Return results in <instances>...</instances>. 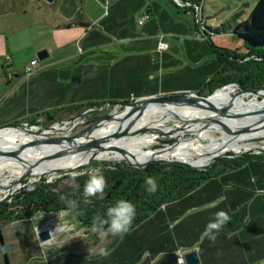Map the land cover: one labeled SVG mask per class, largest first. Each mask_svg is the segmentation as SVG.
Returning <instances> with one entry per match:
<instances>
[{"label":"crops","instance_id":"1","mask_svg":"<svg viewBox=\"0 0 264 264\" xmlns=\"http://www.w3.org/2000/svg\"><path fill=\"white\" fill-rule=\"evenodd\" d=\"M56 1L52 12L56 18L41 26L42 37L35 47L47 50V56L31 75L12 76L11 85L0 94V123L26 122L31 116L43 117L45 111L75 104L199 92L222 66L216 47L226 48L214 41L217 35L200 36L192 21L193 8L181 7L176 0H108L106 12L102 0ZM216 25L206 28L212 31ZM160 40L166 49L158 48ZM221 210L230 218L242 213L236 219L239 224L233 230L224 225L210 241L203 233ZM64 213L72 232L83 229L85 236L53 230L51 240L44 243L37 232L47 222L39 218H24L31 225L8 237L3 233L8 223L0 224V264L6 260L7 264L12 260L15 264H186L175 258L189 251L198 254L195 264H264V157L255 156L203 181L115 239L93 233L71 213ZM2 243L11 249V256ZM101 247L110 255L99 256Z\"/></svg>","mask_w":264,"mask_h":264},{"label":"trees","instance_id":"2","mask_svg":"<svg viewBox=\"0 0 264 264\" xmlns=\"http://www.w3.org/2000/svg\"><path fill=\"white\" fill-rule=\"evenodd\" d=\"M234 22V25L229 22L221 23L220 26L212 29L211 33L232 31L234 35L244 40L245 51L238 54L232 50L216 47L222 66L205 82L198 93L200 95H208L210 91L230 83L238 84L242 90L253 91L264 88V0L255 1L246 19L240 22L234 20ZM96 104L101 103L75 104L45 111L42 115L47 123H53L59 119L61 112L78 113L85 107ZM28 122L33 125L39 124L35 118ZM255 156L264 157V154L243 153L236 157H218L206 169L162 162L151 163L145 167H134L124 162L105 163L92 160L88 165L90 169L87 167L77 175L57 176L49 182H38L32 190H22L8 202L0 201V223L3 225L14 220L32 218L39 212L51 214L66 211L71 213L81 226L91 230L98 214L102 216L107 207L115 201L126 200L136 209L132 229L167 202L178 200L203 181L224 171L241 167ZM100 163L103 165L99 166ZM91 167L99 168L93 171ZM94 175L104 177L107 184L104 195L100 197L98 194L96 197L86 198L84 185ZM149 178L154 179L157 184L154 194L146 191L145 182ZM86 199L89 202H85ZM70 208H74L75 211H69ZM241 214L234 215L225 224V229L236 228L239 224L236 219H240ZM107 227L108 225H104L105 230ZM117 237L112 236L114 239Z\"/></svg>","mask_w":264,"mask_h":264},{"label":"rangeland","instance_id":"3","mask_svg":"<svg viewBox=\"0 0 264 264\" xmlns=\"http://www.w3.org/2000/svg\"><path fill=\"white\" fill-rule=\"evenodd\" d=\"M192 1H195V3L198 4L199 6V13L197 14L198 19L199 22H201V26L202 27L205 26L202 29L198 26L199 35L208 39H210V35L211 37L217 35V37L214 38V41L217 40L220 41V43H222L223 48L230 49L232 51L237 52L238 54L244 53L245 43L241 37H237V35H234L232 31H225L226 33L222 31L216 34L211 33L209 28H206V26L209 25V27H211L216 24H217L216 26L218 25L220 26L221 23L226 24L227 22L234 25L235 23L234 20L240 22L241 20L246 19L250 15L251 9L253 8L255 1L257 0H192ZM57 3H58L57 1L56 3L55 2L48 3L45 0H0V94H4L5 87L11 85L10 83L11 81H13L11 80V78L12 76H14V74L20 73L22 77H27L24 75V68L29 64L31 58H34L37 61V63L40 62V60H38V58L36 57V53H38L40 50H35L36 49L35 47L40 42L42 37L41 32L43 31V29H41V26L44 24L46 20L49 19H51V21L55 20L56 17L53 16L52 12L57 7ZM102 3L104 4L102 5L103 11L104 10L105 12L108 11V0H102ZM191 8L193 7L191 6ZM234 14L236 15L232 16ZM192 21L194 23V14H192ZM34 23L40 25L35 24V26H33ZM227 85L228 86L226 87L223 86V88L218 87L220 88L219 91L220 90L222 91L224 89V91L221 93L222 96H225V94L227 93L225 92L226 88H230L236 91V93L239 90H241L239 88V85L236 83H230ZM234 91L233 92L228 91V92L234 93ZM205 92H207V90H205ZM244 98L246 100L249 99V97L247 98V96H245ZM236 103L244 104V101H238ZM104 104L105 102L98 105L97 104L92 106L89 105L88 107L91 106L93 109L92 110L90 109L88 112H85L80 117H78L76 112L75 113L61 112L59 119H57L53 123H47L45 117H40L38 116L39 114H37V116H31L28 119L31 120L32 118L33 119L35 118L37 123H39V124H35L36 126L46 129L48 133L47 135L49 136L51 135L57 141L64 142L69 138H71L72 135H74L75 133L77 134L79 131L89 126L96 120L106 118L110 113L112 114L120 113L121 110L120 107H118L117 109L116 107L113 106V104H109L107 106L106 104L105 105ZM102 105H104V107L106 106V108L108 109L106 110L97 109ZM232 107L235 110H243L244 105L242 107H235V105L234 106L232 105ZM217 117L221 120L220 115L219 116L216 115L212 117L204 116L202 118L208 120ZM136 120L155 121L153 125L155 128L158 129L160 128L166 129L169 128V126H172L177 130L178 133L176 134L177 136L175 137H168V136L160 135L162 132L159 131L157 134L151 135L153 140H151V142L149 143L144 144L143 149H147V148L154 149L161 146L163 147L164 145L171 143L176 138L177 139L184 138L179 140L178 142V143L183 142L181 145L175 148H171V150L177 155L190 160L199 158L201 155H203V153L206 152L207 148L205 145L209 144L208 135L214 138L219 135V131H220V128L212 126L207 132L202 134H197V132L203 128V124L199 122H195L192 124L183 123L177 120L166 121V119H164L159 115H149L148 117L142 115L138 117ZM21 122L22 121L17 120L10 123L20 124ZM75 122L77 123V125L76 124L73 125V123ZM10 123H6V124L0 123V126L3 125L6 126L7 124ZM48 126H50V128L48 129L45 128ZM258 126L264 127V123L261 122ZM102 127H107V126L106 124L105 125L103 124L102 126H99L96 129ZM185 128H187L186 130L189 132H185L184 134H181L183 131H186ZM93 131H91V133ZM138 131L136 132L135 136L137 135L136 138L140 139L145 135V132L143 130H138ZM192 133H194L195 135ZM184 143L191 144L193 146L191 147L185 145ZM254 147H261L264 149L263 140H252V141L246 139L239 140L238 150L234 151L233 149V151L242 152L243 149L245 148L249 149ZM27 150H29V148H27ZM228 151H232V150L228 149L226 151H223L222 153H227ZM224 157H228V156H224ZM108 158H113V157H108ZM105 159L106 160H104V158L96 159V160L105 163L116 162L114 160H107V158ZM7 165L8 167L5 173H0V181H1L0 196H4L15 185L20 189L18 192L17 191L14 192L9 199L5 201L1 200L2 202L10 201L16 194L18 195L22 190H29V189L32 190L35 187V185L38 182L43 181V179L46 182H49L53 179V177L50 176L46 177L44 175L33 174V176L29 175L28 177L22 179L21 182L18 183L20 175L17 173L20 172L14 170L13 168L14 166L12 164L7 163ZM102 165L103 164L101 163L99 164V166ZM98 168L95 167L92 168L91 170L94 171L97 170ZM87 169H90V167H88ZM56 177L57 176H55V178ZM62 212L64 213L66 211H62ZM62 212H59L60 215L57 212L51 214L39 212L36 213L33 217L39 218V220H41L40 221L41 223L47 222L46 228H49L50 231L53 230L55 227L57 230L62 226L67 236L69 235H73V237L85 236L86 232L83 229L79 230L78 232L79 234L72 232L73 230L70 229L72 226V224L70 223V219L61 215L63 214ZM29 224L31 225V223L25 219H22L17 222L16 221L10 222L7 225L3 226L4 236L8 237L9 235L6 234H10L12 232L15 233V231L16 233H18V230L21 229L20 227L24 228L26 225ZM52 232L53 231H51V233ZM11 236H14V234ZM3 244L6 245V243ZM1 248L3 249L2 245ZM4 251L7 252V255L11 256L12 253L11 249L6 248L4 249ZM11 264H15V262L12 260Z\"/></svg>","mask_w":264,"mask_h":264},{"label":"bare ground","instance_id":"4","mask_svg":"<svg viewBox=\"0 0 264 264\" xmlns=\"http://www.w3.org/2000/svg\"><path fill=\"white\" fill-rule=\"evenodd\" d=\"M219 89L208 95L191 94L189 97L190 105L178 101H163V99H159L150 103L146 102L142 107L137 109L128 106L126 111L118 114L110 113L108 118L97 120L64 142L54 140L49 144L40 142L34 145L31 135L28 136L25 130L18 128V126L6 129L2 128L0 129V173H5L8 167L7 163L12 164L14 170L20 172H16L20 176L29 167L32 175H41L45 172L51 173L56 169L66 170L74 166L76 167L85 162L92 154V151H73L75 147L83 141L101 137H111V140L103 143L104 147L96 151L95 157L97 159L98 157H103L104 160L107 158V160H128L133 163H139V160L144 158H147L148 162L159 158H176L190 161L196 166L206 165L218 153L220 154L228 149L238 150L239 140L246 139L252 141L253 139L260 138L264 142V127L258 126L261 122L264 123V88L253 91L241 90L237 93L230 88H226L225 92L227 93L225 96L221 95L224 89L222 91H219ZM228 91H234V93ZM245 96L249 97V99L246 100ZM238 101H244V104H237L236 102ZM198 102H201L202 106H197ZM232 105H235V107H242L244 105V108L243 110H235ZM141 109L143 112L139 113ZM142 115L147 117L149 115H159L166 119V121L177 120L191 124L199 122L203 124V128L197 134L207 132L212 126L220 128L221 132L219 131V135L214 138L208 135L209 144L205 145L207 150L199 158L185 159L171 150V148H175L183 142L172 145L167 144L154 149H143L144 144L153 140L151 135H155L159 131L162 134L171 135L178 133L172 126L166 129L155 128L153 125L155 121H137L136 119ZM216 115H220V121L228 127V131H224L219 124L212 125L209 123V119L202 118L204 116L212 117ZM75 124L77 125L76 122L73 123V125ZM103 124H106L107 127L96 129ZM30 129L33 132L39 131L48 134L46 129L40 127H31ZM138 130L145 132V135L140 139L136 138L137 135L135 136ZM91 131L93 132L91 133ZM235 132H239V134H235ZM184 144L193 146L191 144ZM9 150L14 151L13 156L2 153V151L7 152ZM19 189L15 185L4 196L0 197L6 198L16 191L18 192Z\"/></svg>","mask_w":264,"mask_h":264},{"label":"water","instance_id":"5","mask_svg":"<svg viewBox=\"0 0 264 264\" xmlns=\"http://www.w3.org/2000/svg\"><path fill=\"white\" fill-rule=\"evenodd\" d=\"M46 2H53V0H45ZM47 50L45 49H42L40 50L38 53H36V57L38 58V60H41L43 59L44 57L47 56ZM227 85H225L224 87H226ZM223 88V87H222ZM217 90V89H216ZM215 90V91H216ZM242 90V89H241ZM214 92V91H213ZM199 92H173V93H169L168 94H165L163 93L162 96L160 95H153L152 97H149V96H144V97H140L138 99H132V100H128V101H125V102H108L106 103L107 105L108 104H113L115 106H117L116 108L118 109V107H120V112H123V111H126L127 110V107L130 106V107H134V108H140L142 107L143 104H145L146 102H154V101H157L159 99H163V101H178L180 103H184V104H189L190 105V95H194V94H198ZM211 93V92H210ZM106 105V106H107ZM106 106L104 107V105L98 107L97 109H100V110H106L108 108H106ZM197 106H202V103L201 102H198L197 103ZM92 110L93 108L90 106V107H85L84 109H82L81 111H79L77 113L78 117L82 116V114H84L85 112H88L89 110ZM142 109L140 110L139 113H142ZM109 116V115H108ZM108 116L106 118H108ZM219 116V115H218ZM97 121V120H96ZM95 121V122H96ZM202 121V120H200ZM209 123H211L212 125H217L219 124L220 127L222 129H224V131H228V127L226 125H224L220 119L217 117V118H213V119H209L208 120ZM93 122V123H95ZM205 123V122H204ZM217 123V124H216ZM15 126H18V128L20 129H23L25 130V132L29 135H31V138L32 139V143L34 145L36 144H39L40 142H44V143H51L53 142L54 140H56L54 137H52L51 135H47L46 133L44 132H39V131H31V127H35L37 128L38 126L36 125H33V124H29L28 122H21L20 124L19 123H11V124H7L6 126H0V129L4 128H9V127H15ZM51 126V125H50ZM50 126L48 127H45V128H50ZM208 126V125H207ZM185 132H189V131H183L181 134H184ZM117 134V133H116ZM194 134V133H192ZM235 134H239V132H235ZM162 136H168V137H175L177 135H171V134H160ZM159 135V136H160ZM195 135V134H194ZM179 136V135H178ZM194 138V136H193ZM181 139H184V138H176L174 139L171 143H168V145H172L174 143H178L179 140ZM111 140V137H101V138H95L93 140H88V141H83L82 143L78 144L75 149L73 151H84V150H90L92 151V154L88 157V159L83 162L82 164L78 165V166H74L72 168H69V169H66V170H61V169H56L54 171H52L51 173H43L41 175H44V176H50V177H55V176H63V175H69V174H75L77 175L78 173H81L84 169H86L88 167V165L90 164V162L92 160H96L97 157L96 156V151L98 149H101L103 146V143H105L106 141H109ZM253 140H261L260 138H256V139H253ZM43 143V144H44ZM2 153L4 155H8V156H13V153L14 151L13 150H9L7 152H3ZM243 153H248V154H256V153H263L264 154V149L261 148V147H254V148H245L243 149V151H238V152H234L233 150L232 151H228L227 153H218L216 156L213 157V159H211L206 165H201V166H196L194 165L192 162L190 161H186V160H180V159H176V158H173V159H162V158H159V159H154L153 161H150L146 164H141V163H133V162H130L128 160H114V161H118V162H125L127 164H131L133 165L134 167H145L146 165L148 166L149 164L151 163H155V162H162V163H176V164H179V165H183V166H190V167H194V168H198V169H206L208 166H210V164L216 159V158H220V157H224V156H228V157H236V156H240L241 154ZM58 156V155H56ZM30 168V167H29ZM29 168H27L24 173L21 175V177L19 178V182H21L22 179L28 177L29 175H32V171L29 170ZM33 176V175H32ZM45 180L43 179L42 182H44ZM19 191V190H18ZM12 196V195H10ZM10 196L6 197V198H2L0 197V201H5L7 199L10 198ZM37 235L40 239L41 242H48L49 240H51L52 238V233L50 231L49 228H40L37 232ZM2 247L3 249H6L7 245L3 244L2 243ZM184 261L186 262V264H195L199 257H198V254L196 251H189V252H186L184 254Z\"/></svg>","mask_w":264,"mask_h":264},{"label":"clouds","instance_id":"6","mask_svg":"<svg viewBox=\"0 0 264 264\" xmlns=\"http://www.w3.org/2000/svg\"><path fill=\"white\" fill-rule=\"evenodd\" d=\"M103 159V157H98ZM147 158L139 160V163L146 164ZM55 179V177H53ZM146 191L149 194H154L157 190V184L154 179L149 178L146 182ZM107 184L102 175L91 176L84 185V195L86 198L96 197L98 194L103 197ZM85 202H89L87 199ZM69 211H75L74 208H70ZM78 214V213H77ZM136 214L135 206L126 200H117L113 204L107 207L104 214L97 215L93 224L92 232L100 233L102 235L122 236L127 234L131 230L132 223ZM230 216L225 211H218L213 214V219L206 225L203 235L210 241H215L216 234L219 230L230 221ZM104 225H108L107 229H104ZM57 231H63V227L57 229ZM101 257H107L110 255V251L106 248H99L98 253Z\"/></svg>","mask_w":264,"mask_h":264},{"label":"built area","instance_id":"7","mask_svg":"<svg viewBox=\"0 0 264 264\" xmlns=\"http://www.w3.org/2000/svg\"><path fill=\"white\" fill-rule=\"evenodd\" d=\"M176 2L181 6V7H186V6H192L194 8V24L198 27H200L201 29L204 28L205 26H201V22H199V19H198V13H199V6L195 3V1H192V0H184V1H181V0H176ZM144 18H147L148 17V14H144L143 16ZM162 36V35H161ZM160 36V37H161ZM158 48L159 49H166L167 48V44L165 43V41L163 40H160V42H158ZM37 65V62L35 59H31L29 64L24 68V75L25 76H28L30 75L33 70H34V67H36ZM132 99H135V97H132L130 100ZM106 104V103H105ZM104 104V105H105ZM107 105V104H106ZM109 105V104H108ZM54 232H56L57 230L56 229H53ZM51 230V231H53ZM184 255L179 253L177 258H175L176 262L177 263H183L184 262Z\"/></svg>","mask_w":264,"mask_h":264},{"label":"flooded vegetation","instance_id":"8","mask_svg":"<svg viewBox=\"0 0 264 264\" xmlns=\"http://www.w3.org/2000/svg\"><path fill=\"white\" fill-rule=\"evenodd\" d=\"M257 154V153H256Z\"/></svg>","mask_w":264,"mask_h":264}]
</instances>
